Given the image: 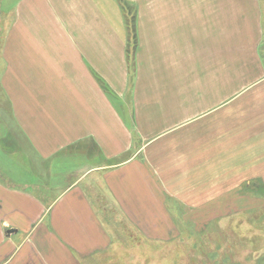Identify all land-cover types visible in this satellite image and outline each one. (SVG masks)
Instances as JSON below:
<instances>
[{"label":"crops","instance_id":"0c3cea01","mask_svg":"<svg viewBox=\"0 0 264 264\" xmlns=\"http://www.w3.org/2000/svg\"><path fill=\"white\" fill-rule=\"evenodd\" d=\"M0 35V264L264 210V0H0Z\"/></svg>","mask_w":264,"mask_h":264},{"label":"rangeland","instance_id":"374dc122","mask_svg":"<svg viewBox=\"0 0 264 264\" xmlns=\"http://www.w3.org/2000/svg\"><path fill=\"white\" fill-rule=\"evenodd\" d=\"M169 205L172 225L162 235L167 237L173 229L176 238L145 243L123 228L114 251L102 264H264V210L241 214Z\"/></svg>","mask_w":264,"mask_h":264},{"label":"trees","instance_id":"16d2710c","mask_svg":"<svg viewBox=\"0 0 264 264\" xmlns=\"http://www.w3.org/2000/svg\"><path fill=\"white\" fill-rule=\"evenodd\" d=\"M128 25H129V32H130V35H131V37L133 36V39L135 38V32H134V30H135V26H134V19L132 20V21H129L128 22Z\"/></svg>","mask_w":264,"mask_h":264}]
</instances>
